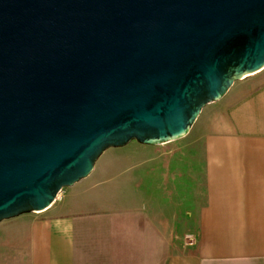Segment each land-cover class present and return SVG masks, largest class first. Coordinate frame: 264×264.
<instances>
[{
    "label": "water",
    "instance_id": "water-1",
    "mask_svg": "<svg viewBox=\"0 0 264 264\" xmlns=\"http://www.w3.org/2000/svg\"><path fill=\"white\" fill-rule=\"evenodd\" d=\"M264 68V0H0V221L108 148L185 136Z\"/></svg>",
    "mask_w": 264,
    "mask_h": 264
},
{
    "label": "crops",
    "instance_id": "crops-1",
    "mask_svg": "<svg viewBox=\"0 0 264 264\" xmlns=\"http://www.w3.org/2000/svg\"><path fill=\"white\" fill-rule=\"evenodd\" d=\"M256 73L202 135L193 244L170 240L146 207L73 212L31 222L30 264H264V68Z\"/></svg>",
    "mask_w": 264,
    "mask_h": 264
},
{
    "label": "rangeland",
    "instance_id": "rangeland-1",
    "mask_svg": "<svg viewBox=\"0 0 264 264\" xmlns=\"http://www.w3.org/2000/svg\"><path fill=\"white\" fill-rule=\"evenodd\" d=\"M258 74L236 81L222 98L204 106L185 136L158 145L132 140L108 148L92 172L63 187L49 208L0 221V264H30L31 222L73 212L146 207L170 240L193 244L205 200L202 135L235 90L247 80L256 83Z\"/></svg>",
    "mask_w": 264,
    "mask_h": 264
}]
</instances>
